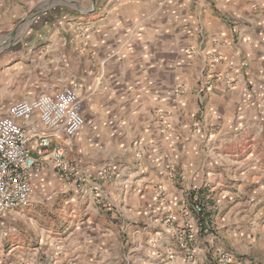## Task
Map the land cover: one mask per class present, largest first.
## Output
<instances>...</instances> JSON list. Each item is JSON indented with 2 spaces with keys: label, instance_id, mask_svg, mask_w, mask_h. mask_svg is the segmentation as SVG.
Segmentation results:
<instances>
[{
  "label": "crops",
  "instance_id": "crops-1",
  "mask_svg": "<svg viewBox=\"0 0 264 264\" xmlns=\"http://www.w3.org/2000/svg\"><path fill=\"white\" fill-rule=\"evenodd\" d=\"M142 6L149 20H138ZM111 7L84 24L69 14L65 24L45 22L13 37L22 44L14 53L46 55L51 82L65 77L80 86L84 125L61 141L91 180L79 193L51 169L32 173L27 204L0 217V264H92L93 248L97 264H110V238L120 233L134 264H198L210 249L232 244L226 237L264 222V0H117ZM215 53L223 58L212 63ZM202 68L211 87L200 92ZM9 85L0 80L5 111L20 92ZM101 173L102 196L93 187ZM195 204L212 233L197 229ZM40 213L57 215L40 233V243L56 247L52 259L38 260L44 250L31 246V236L4 254L13 221ZM63 229L69 259L52 236Z\"/></svg>",
  "mask_w": 264,
  "mask_h": 264
},
{
  "label": "rangeland",
  "instance_id": "rangeland-1",
  "mask_svg": "<svg viewBox=\"0 0 264 264\" xmlns=\"http://www.w3.org/2000/svg\"><path fill=\"white\" fill-rule=\"evenodd\" d=\"M116 2L117 0H0V43H3V46L0 48V80H3L5 84H11L9 86L14 85V88L15 86H19L20 92L12 93V100L31 98L40 93L49 92L51 89L61 88L63 85L71 82L70 80H65V77L60 78V80L56 78L54 82H51V78L48 79L44 76V68L50 67V64L46 61V55L36 52L38 48L33 52L30 51L28 54L25 52L22 55L14 53L12 50L22 44H16V39H13V37H21V34L22 36H27L25 35L27 32L28 34L34 33L33 27L37 24L52 23L54 21L58 24H65V15L70 16L69 14L75 16L74 20L77 23L84 24L90 18V14L97 13V16H102L111 5H113V10L115 11ZM129 8L132 9L131 7ZM148 12V8L142 6L138 13V20H149L150 18H146V13ZM57 27L58 25L50 30L45 29V31L52 32ZM61 50L66 52L67 44L62 45ZM64 62L61 59V68H64ZM39 82L43 85L41 88L30 87L32 88L31 90H23L27 84L31 86ZM77 86L79 93L80 86L78 83ZM2 89L4 90L5 87L0 86V92ZM3 95L5 93H0L1 98ZM1 105L3 104L0 103V113L3 114L5 113V108H1ZM28 218L20 217L10 225V233L8 232L9 236L6 239L12 243H8V245L4 243L3 253L10 254L9 252L12 248L21 246L22 244L26 246L24 243L25 237L31 236L33 242L31 246L40 245L44 250L41 254V259L38 260L42 262L50 261L53 256L51 251L56 247L48 243H40V233L42 229L48 227L47 223L49 221L56 222L57 215L48 213L45 216L43 213H40V216L35 215ZM45 224L46 227L44 226ZM256 224L257 226H254L253 229H247V231H250V234L226 237L225 240L231 241L232 244L224 243L219 247L220 250L232 256L233 260H235L232 264H237L238 262L240 264H264V222L256 221ZM28 225L32 228H29ZM244 226H247V224H244L242 227ZM203 230H206V233L213 232L210 223L206 224ZM65 232L66 230L64 229L60 231L56 230L53 231L52 236L58 239L57 241L60 242V245L65 244L66 251L60 256L69 259L72 241L67 237ZM110 240V242L114 241L113 248L109 250L113 260L110 264H134L131 261L132 254L129 253L130 242L126 233H120L118 237L112 236ZM81 247L88 248L87 245L83 244ZM95 249L93 248V252L90 253L93 256L92 264H97L96 262L98 261V254L96 255ZM209 251L206 253L204 262L198 264H210ZM34 259L36 260V258ZM17 263L19 264V262Z\"/></svg>",
  "mask_w": 264,
  "mask_h": 264
},
{
  "label": "built area",
  "instance_id": "built-area-1",
  "mask_svg": "<svg viewBox=\"0 0 264 264\" xmlns=\"http://www.w3.org/2000/svg\"><path fill=\"white\" fill-rule=\"evenodd\" d=\"M222 58L219 53L211 56L212 63L220 62ZM204 72L202 68L199 74L200 92L211 87V82L204 81ZM83 111L84 100L78 93L77 82L71 81L50 92L16 100L5 113H0V217L27 204L34 192L32 173L51 169L60 180L72 184L77 192H85L90 175L79 172L61 141L62 138H74L81 130ZM103 175L98 174L93 180V187L100 196L103 192L98 184ZM203 211L201 204L193 206L197 229L206 225L201 221ZM170 219L169 216L166 218L168 223ZM187 227L185 225L182 230ZM176 233L178 239L184 236V231ZM209 253L210 264L235 262L231 255L220 249H212Z\"/></svg>",
  "mask_w": 264,
  "mask_h": 264
}]
</instances>
